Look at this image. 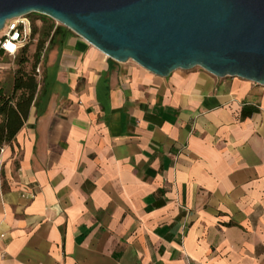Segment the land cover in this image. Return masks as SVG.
I'll list each match as a JSON object with an SVG mask.
<instances>
[{
  "label": "crops",
  "instance_id": "crops-1",
  "mask_svg": "<svg viewBox=\"0 0 264 264\" xmlns=\"http://www.w3.org/2000/svg\"><path fill=\"white\" fill-rule=\"evenodd\" d=\"M54 46L0 153V264H264V87Z\"/></svg>",
  "mask_w": 264,
  "mask_h": 264
},
{
  "label": "water",
  "instance_id": "water-1",
  "mask_svg": "<svg viewBox=\"0 0 264 264\" xmlns=\"http://www.w3.org/2000/svg\"><path fill=\"white\" fill-rule=\"evenodd\" d=\"M30 15L160 78L200 68L264 87V0H0V32Z\"/></svg>",
  "mask_w": 264,
  "mask_h": 264
},
{
  "label": "trees",
  "instance_id": "trees-1",
  "mask_svg": "<svg viewBox=\"0 0 264 264\" xmlns=\"http://www.w3.org/2000/svg\"><path fill=\"white\" fill-rule=\"evenodd\" d=\"M43 26L40 30L39 41L33 56L30 71L20 68L12 78L10 91L0 88V153L1 149L11 143L23 128L29 112L33 106H38L48 94L52 86V79L48 76V69L43 71L41 81H38L36 68L40 64V57L44 46L47 44L46 52L51 50L55 44H61L65 36L70 33L61 26H54L53 21L47 17L39 16ZM36 30L33 29L32 37ZM28 44L24 46L18 55L19 66L28 64ZM1 57H3L1 55Z\"/></svg>",
  "mask_w": 264,
  "mask_h": 264
},
{
  "label": "rangeland",
  "instance_id": "rangeland-1",
  "mask_svg": "<svg viewBox=\"0 0 264 264\" xmlns=\"http://www.w3.org/2000/svg\"><path fill=\"white\" fill-rule=\"evenodd\" d=\"M29 17L33 21V29L36 30V33L32 37V40L30 41V43L28 44V49H27V56L29 58L28 64H25L22 67L19 66L20 54L14 58L8 57V56L0 57V88L1 87L5 88L7 92L10 91L12 78L18 69L22 68L25 71L31 70V65L33 63V56L35 54V51L38 45L40 30L43 26V23L41 22V19L39 18L38 15H30ZM54 26L57 27L60 25L59 24L56 25L54 23ZM46 49H47V44L44 46L42 50L41 57H40V64L37 66V68L39 69V73L37 74L38 81L42 80L43 71L48 69L49 65L52 63L51 60H52L53 55L55 54L57 46H54L53 49L47 52H46Z\"/></svg>",
  "mask_w": 264,
  "mask_h": 264
},
{
  "label": "built area",
  "instance_id": "built-area-1",
  "mask_svg": "<svg viewBox=\"0 0 264 264\" xmlns=\"http://www.w3.org/2000/svg\"><path fill=\"white\" fill-rule=\"evenodd\" d=\"M54 23L57 25L56 22ZM32 32L33 21L29 16L7 21L0 32V57L1 55L16 57L20 50L32 40ZM38 73L39 69L37 68L36 74Z\"/></svg>",
  "mask_w": 264,
  "mask_h": 264
}]
</instances>
